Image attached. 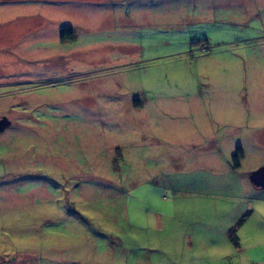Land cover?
Segmentation results:
<instances>
[{"label":"rangeland","instance_id":"rangeland-1","mask_svg":"<svg viewBox=\"0 0 264 264\" xmlns=\"http://www.w3.org/2000/svg\"><path fill=\"white\" fill-rule=\"evenodd\" d=\"M1 117L0 264H255L264 0H0Z\"/></svg>","mask_w":264,"mask_h":264},{"label":"crops","instance_id":"crops-1","mask_svg":"<svg viewBox=\"0 0 264 264\" xmlns=\"http://www.w3.org/2000/svg\"><path fill=\"white\" fill-rule=\"evenodd\" d=\"M70 28V22L69 20H66V24L63 26V28ZM62 27H60L58 29V36H57V41L60 42V30L63 29ZM62 42V41H61ZM62 43H65V42H62ZM229 228V226L225 229L227 230ZM226 234V233H224ZM74 239V238H73ZM223 242V246H225L224 244V240H221ZM212 244V243H211ZM218 247H221V245L217 244ZM66 247V246H65ZM262 254H264V244H261V245H254V247L251 248L250 251H248V255L249 257H254L252 258L254 261L252 263H255V264H264V257H262Z\"/></svg>","mask_w":264,"mask_h":264},{"label":"water","instance_id":"water-1","mask_svg":"<svg viewBox=\"0 0 264 264\" xmlns=\"http://www.w3.org/2000/svg\"><path fill=\"white\" fill-rule=\"evenodd\" d=\"M9 121L6 117L0 118V132L3 131L7 126H9ZM250 181L256 187L264 188V166L254 170L250 174Z\"/></svg>","mask_w":264,"mask_h":264},{"label":"trees","instance_id":"trees-1","mask_svg":"<svg viewBox=\"0 0 264 264\" xmlns=\"http://www.w3.org/2000/svg\"><path fill=\"white\" fill-rule=\"evenodd\" d=\"M70 30H71L70 28H63L60 31V40L66 41V38H65V36L63 34H64V32L70 31ZM241 157H243L242 150L240 148H237V152L232 157L236 167L239 166V160H240ZM243 221H244V217L239 220V224H242ZM228 236L232 240L234 238H236V230L235 229H228Z\"/></svg>","mask_w":264,"mask_h":264},{"label":"flooded vegetation","instance_id":"flooded-vegetation-1","mask_svg":"<svg viewBox=\"0 0 264 264\" xmlns=\"http://www.w3.org/2000/svg\"><path fill=\"white\" fill-rule=\"evenodd\" d=\"M66 28H67V27H66ZM61 30H62V29H61ZM61 30H60V31H61ZM61 41H62V40H61ZM62 42H66V41H62Z\"/></svg>","mask_w":264,"mask_h":264}]
</instances>
